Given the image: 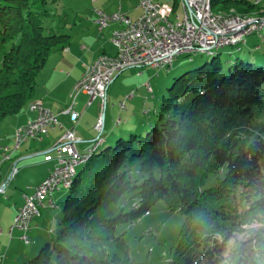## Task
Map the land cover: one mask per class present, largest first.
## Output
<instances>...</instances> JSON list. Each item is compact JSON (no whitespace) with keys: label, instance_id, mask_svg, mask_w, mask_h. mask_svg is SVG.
<instances>
[{"label":"trees","instance_id":"16d2710c","mask_svg":"<svg viewBox=\"0 0 264 264\" xmlns=\"http://www.w3.org/2000/svg\"><path fill=\"white\" fill-rule=\"evenodd\" d=\"M59 1L0 0V126L32 101L50 55L72 43L46 24ZM212 6L264 14L254 0ZM210 53L170 71L150 128L111 140L103 131L52 241L23 264H152L135 249L143 236L128 233L161 201L179 224L163 264H264V65Z\"/></svg>","mask_w":264,"mask_h":264},{"label":"rangeland","instance_id":"374dc122","mask_svg":"<svg viewBox=\"0 0 264 264\" xmlns=\"http://www.w3.org/2000/svg\"><path fill=\"white\" fill-rule=\"evenodd\" d=\"M115 1L119 4L122 2L127 7H135L140 4L141 0ZM159 1L174 4L176 6V12L173 18H175L177 14L184 15L182 0ZM90 2L91 0H60L54 8L56 15L46 22L47 27L57 31H71L72 25L70 24L75 22V20L78 26H80L81 22L88 24L86 19L87 15L90 13L88 10V8H90ZM261 4L264 7V1ZM66 21H68V24ZM215 51L221 53L223 60L234 61L237 57H241L257 65H264V30L262 32L249 34L246 38V42L239 46L227 45L220 49H215ZM59 52L60 51H55L50 55L46 66L42 70L46 72L44 76H41L42 78H45L55 67L57 54H59ZM212 56L213 54L208 51H194L176 56L172 65H146L127 68L111 84L106 110L103 99L97 98L88 106L87 116L82 122L78 123V127L80 130L94 132L95 137H98L100 131L95 129L94 126L98 121L96 120L97 114H95V111L96 108L100 107V109L98 108L100 116L106 111L107 116L104 136L109 137L110 140L119 136L121 133L127 135V133L133 129L141 128V130L145 131L151 127L155 120V111L159 108V103L166 92V88L173 81V74H170V71L178 70L182 73L188 67H194L210 60ZM67 58L69 64L72 65L69 66L67 64L66 69L64 67V62L67 61L66 59L60 63L61 65L59 64L60 66L58 65L59 69L57 70L64 69L78 76L81 72L80 61H78L75 56H69ZM149 83L152 86V90L149 89ZM89 98L90 97L85 95V93H81L78 97L79 104L76 105V108L82 109ZM63 99H65L63 102L65 108L73 104V96L67 95L66 97V95H64ZM68 123L71 124L72 121L69 119ZM90 143L94 145L96 141L93 140ZM55 153L58 154V158L61 156L59 152ZM81 165L82 164H79L77 166V170L81 168ZM46 169L47 164L29 167V169H25V171L21 173L16 172L13 168V170L5 176L2 184H0V188L5 187L4 190L0 191V216H2V220L6 219L4 233L0 230V255L7 256L6 260L7 262L9 261V264H23L27 262L29 258L37 254L48 241H52L53 234L63 217V207L67 197V189L56 191L55 197L58 206L50 210L42 208L44 218L41 217V214L40 217L36 218V221L38 220L39 222L38 225L36 221L34 223L32 222L31 230L28 232L32 243L27 244L21 236L18 238L14 236L16 237L15 242L17 247L14 248V242L13 247L9 248V242L13 239L10 229L12 223L14 226L15 222L9 223L8 218L10 214L13 213L16 200H19L25 192L34 193V187L37 182L48 173ZM165 207L166 205L162 201L156 204L151 209V214L139 221L128 233V239L131 241H133L134 234L137 235L138 238L143 236V241H139L140 243L135 246V249L139 250L140 255L145 257L147 261H151L152 264L164 263L163 261L166 259L164 252L169 250L171 245H173L179 227L178 223L171 221L172 219H176L178 215L174 214V217L170 216V213H167L168 211ZM15 216L16 214L11 221H14ZM51 230L53 234H49ZM15 231L18 232V228H15ZM22 232L24 233V231ZM9 249L10 251L8 252ZM17 250L19 253L15 252ZM18 257H20L19 261H17Z\"/></svg>","mask_w":264,"mask_h":264},{"label":"built area","instance_id":"2783aa9c","mask_svg":"<svg viewBox=\"0 0 264 264\" xmlns=\"http://www.w3.org/2000/svg\"><path fill=\"white\" fill-rule=\"evenodd\" d=\"M139 6L142 13L136 19L122 10L112 14L99 11L97 22L101 29L111 22H119L122 25L112 34V42L117 52L114 55L100 54L87 66L80 80L71 89L75 112H68V109L65 112L75 124L81 116V112L76 110L80 94L85 93L90 97L89 106L97 98H102L105 106L109 87L115 78L129 67L172 65L174 58L187 53V50L216 49L230 40H237L239 45L246 42L249 34L264 30V20H241L233 15L214 16L210 14L204 0H189V10L183 17L178 18H171V10H175V6L170 3L141 0ZM148 85L152 90L150 83ZM33 109L38 110V116L16 130L17 147L22 141L31 137L40 138L52 128L63 124L58 114L48 108L43 99H38ZM96 127L101 134L90 150L104 140L101 116ZM80 141L75 127L64 132L57 146L61 152L57 166L36 186L33 194L26 196V201L18 209L14 226L24 230L22 239L27 244L31 243L28 232L34 217L40 215L42 208L46 206H57L54 200L55 192L69 186V171L88 156L90 151L86 154L79 151ZM5 159H9V156ZM0 262L5 264V256L0 257Z\"/></svg>","mask_w":264,"mask_h":264},{"label":"crops","instance_id":"0c3cea01","mask_svg":"<svg viewBox=\"0 0 264 264\" xmlns=\"http://www.w3.org/2000/svg\"><path fill=\"white\" fill-rule=\"evenodd\" d=\"M88 10L90 11L86 19V22L88 24H84L83 22H81L80 26H78L76 20L75 22H73L74 24H70L72 25V30L68 32H70L72 35L71 45L67 49L60 51L59 54H57L56 65L45 78H42L41 76H44V73L46 72L42 71L40 73L38 77L35 96L32 99V101L36 99H43L45 105L53 112L58 114V117L63 124L52 128L49 133L44 134L40 138H28L27 140L22 141L19 147H17L16 130L18 129V127L26 124L30 120H34L38 116V110H35L31 107V101L20 113L7 117L0 126V184H2L5 176L9 174L13 170V168L16 172L21 173L25 171V169H29V167H36L39 164H47L46 172L48 173L37 182L34 187L35 190L36 186L48 176L52 169L57 166L59 158L58 154H56L55 152H59L61 154L59 147H57L58 142L68 128H76L77 135L81 138V141L78 142V149L81 153H88L90 151V148L94 146L90 143L93 140L96 141V139L98 138L95 137L94 132L80 130V128L78 127V123L82 122L87 116V108L89 106L88 102L82 109L76 108V110L81 112V116L78 123L75 124L71 120L70 115L65 112V110H67L69 107H64L63 102L66 98L63 99V96L66 95L67 97V95H71V89L80 80L87 66L92 64L100 54L108 53L113 55L116 53V47L112 42V34L115 29L120 28L122 25L119 22H111L108 26H105L101 29L97 22L100 16L99 11H104L112 14L118 10H122L123 12H126L127 15L131 18L136 19L142 13V8L139 5L135 7H127L122 2L121 4H119L115 0H91L90 8H88ZM69 56H75L77 57L78 61H80L81 72L78 76H75L71 71H65L64 69L57 70L59 69L58 65L66 59L67 61L64 62V67L67 69V64L69 66L72 65L69 64L67 58ZM120 74L115 78V80L120 76ZM98 108L100 109V107ZM98 108H96L95 114H97L96 120L99 121L100 115L98 112ZM69 119L73 124L68 123ZM97 123L94 126L95 129H97ZM6 156H10V158L5 160ZM31 194L32 192H25V194H23L19 200H16V205L14 206L13 213H11L10 217L8 218L9 223L14 222L11 221L12 218H14V215L17 214L18 209L26 201V196ZM55 196L56 192L54 194V200L57 202ZM51 208L54 207H44V209L47 210H50ZM41 215L35 216L32 222L34 223L37 217L41 216L44 218V214L42 212ZM0 220V230L2 233H4V225L6 219L2 220V216H0ZM36 224H39L38 220L36 221ZM15 228H18V232L15 231ZM22 231L24 230H21V228L19 227L13 226L12 223L10 233L12 234L13 239L11 242H9V248L13 247V244L16 240V237L14 236H17V238L21 236L22 238ZM51 232L52 230L49 231V234H51ZM16 247L17 246L15 242L14 248ZM9 251L10 249L8 250V252ZM15 252L19 253L18 250ZM1 257H3V255ZM5 258H7V256H5ZM19 260L20 257H18L17 261Z\"/></svg>","mask_w":264,"mask_h":264},{"label":"bare ground","instance_id":"6f19581e","mask_svg":"<svg viewBox=\"0 0 264 264\" xmlns=\"http://www.w3.org/2000/svg\"><path fill=\"white\" fill-rule=\"evenodd\" d=\"M264 0H254L255 3L259 4V3H262ZM204 4L207 6L210 14L214 15V16H220V17H227L228 15H233L235 17H238V18H241V20H264V15L263 14H243V13H237L235 12L233 9L230 11V12H225V11H215L213 9V6H212V0H204ZM182 6H183V14L185 15L187 13V11L189 10V0H182ZM175 12H176V7H175V10H171V18H173V16L175 15ZM178 17H183V15L181 14H177L175 18H178ZM227 45H238V41L237 40H230V41H227L225 42V44L222 46V47H225ZM222 47H218L216 49H220ZM214 49H198V51H208V52H212ZM196 50H187V53H190V52H194ZM38 99L32 101L31 103V107L34 108L35 106V103ZM68 112H75V105H71L69 108H68ZM104 141V140H103ZM102 141V142H103ZM100 142L99 145L102 143ZM98 145V146H99ZM97 147V146H96ZM95 147V148H96ZM92 150H90L91 152ZM10 158V156H9ZM88 159V156L87 157H84L82 160H81V163L79 164H83L86 162V160ZM6 160V159H5ZM78 166V165H77ZM77 166L74 167L72 170L69 171V186H67L66 189H68L75 176L77 175ZM29 241L31 242V237L29 236ZM5 264H8L6 258H5Z\"/></svg>","mask_w":264,"mask_h":264},{"label":"water","instance_id":"95a60500","mask_svg":"<svg viewBox=\"0 0 264 264\" xmlns=\"http://www.w3.org/2000/svg\"><path fill=\"white\" fill-rule=\"evenodd\" d=\"M106 107H107V103H106V105H105V110H106ZM101 117H102V121H103V124H104V127H105L106 111L102 114ZM100 134H101V132H100ZM4 188H5V187L0 188V191L4 190Z\"/></svg>","mask_w":264,"mask_h":264}]
</instances>
